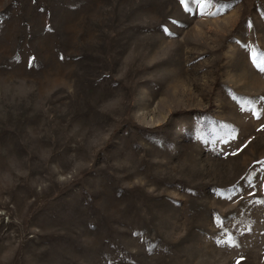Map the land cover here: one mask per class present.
Returning <instances> with one entry per match:
<instances>
[{
    "label": "rangeland",
    "instance_id": "rangeland-1",
    "mask_svg": "<svg viewBox=\"0 0 264 264\" xmlns=\"http://www.w3.org/2000/svg\"><path fill=\"white\" fill-rule=\"evenodd\" d=\"M262 69L264 0H0V264H264Z\"/></svg>",
    "mask_w": 264,
    "mask_h": 264
},
{
    "label": "snow or ice",
    "instance_id": "snow-or-ice-1",
    "mask_svg": "<svg viewBox=\"0 0 264 264\" xmlns=\"http://www.w3.org/2000/svg\"><path fill=\"white\" fill-rule=\"evenodd\" d=\"M195 3H197L199 5V7L201 8V11L203 12L204 9H206L207 7H209L212 3V0H194ZM211 14V13H209ZM264 70V69H262Z\"/></svg>",
    "mask_w": 264,
    "mask_h": 264
}]
</instances>
